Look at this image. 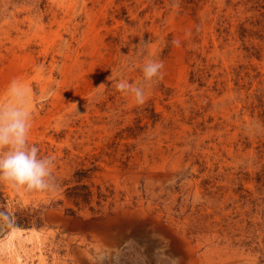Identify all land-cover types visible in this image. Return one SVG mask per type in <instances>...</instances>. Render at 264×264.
<instances>
[{"label":"rangeland","instance_id":"1","mask_svg":"<svg viewBox=\"0 0 264 264\" xmlns=\"http://www.w3.org/2000/svg\"><path fill=\"white\" fill-rule=\"evenodd\" d=\"M14 79L56 187L0 186V264H264V0H0Z\"/></svg>","mask_w":264,"mask_h":264},{"label":"clouds","instance_id":"2","mask_svg":"<svg viewBox=\"0 0 264 264\" xmlns=\"http://www.w3.org/2000/svg\"><path fill=\"white\" fill-rule=\"evenodd\" d=\"M173 43L179 46L180 41ZM146 47L147 43H143ZM163 62L149 58L142 66V77L131 83L127 79H115L110 75L107 80L114 82L115 89L131 95L137 104L146 102V92L163 78ZM97 87H105L101 83ZM8 101L0 102V186L6 185L14 191L40 192L51 191L56 187L52 174V157L41 156L35 144H29L28 136L32 126V113L24 103V90L21 83L12 80L7 88ZM14 214L0 204V226L13 227ZM100 257V264L103 259ZM157 264H174L171 258L158 254Z\"/></svg>","mask_w":264,"mask_h":264},{"label":"crops","instance_id":"3","mask_svg":"<svg viewBox=\"0 0 264 264\" xmlns=\"http://www.w3.org/2000/svg\"><path fill=\"white\" fill-rule=\"evenodd\" d=\"M127 223V222H126ZM136 223H139V222H136ZM128 227V228H127ZM130 228V229H129ZM129 229V230H128ZM123 233L125 234H127V233H129V234H135V235H137V236H141L142 235V237H144L145 236V234L146 233H144V230L143 229H140L139 228V226H138V224L136 225V227H135V225L134 224H131L130 222L129 223H127L126 224V226L125 227H123ZM137 231V232H136ZM110 231L108 230H103V229H98L97 230V232H96V234L97 235H104L105 233H109ZM161 242H162V240H158L157 241V243H160L161 244ZM183 245H184V247L187 249V244H185V243H182Z\"/></svg>","mask_w":264,"mask_h":264},{"label":"bare ground","instance_id":"4","mask_svg":"<svg viewBox=\"0 0 264 264\" xmlns=\"http://www.w3.org/2000/svg\"><path fill=\"white\" fill-rule=\"evenodd\" d=\"M137 232V231H136ZM83 263H85V261L83 260Z\"/></svg>","mask_w":264,"mask_h":264}]
</instances>
